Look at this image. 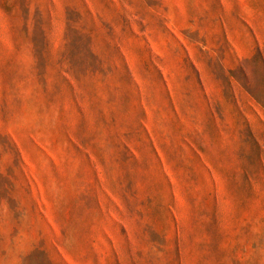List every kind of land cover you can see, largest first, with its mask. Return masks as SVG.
Returning a JSON list of instances; mask_svg holds the SVG:
<instances>
[{"label": "rangeland", "instance_id": "374dc122", "mask_svg": "<svg viewBox=\"0 0 264 264\" xmlns=\"http://www.w3.org/2000/svg\"><path fill=\"white\" fill-rule=\"evenodd\" d=\"M0 264H264V0H0Z\"/></svg>", "mask_w": 264, "mask_h": 264}]
</instances>
